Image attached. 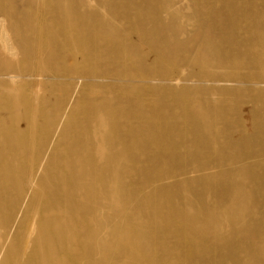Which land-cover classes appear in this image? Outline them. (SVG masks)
<instances>
[{
  "label": "bare ground",
  "instance_id": "bare-ground-1",
  "mask_svg": "<svg viewBox=\"0 0 264 264\" xmlns=\"http://www.w3.org/2000/svg\"><path fill=\"white\" fill-rule=\"evenodd\" d=\"M216 3L0 0V264H264V0Z\"/></svg>",
  "mask_w": 264,
  "mask_h": 264
},
{
  "label": "rangeland",
  "instance_id": "rangeland-1",
  "mask_svg": "<svg viewBox=\"0 0 264 264\" xmlns=\"http://www.w3.org/2000/svg\"><path fill=\"white\" fill-rule=\"evenodd\" d=\"M217 7H221L222 6V4L221 3H218V0H217ZM225 5H226V3H225ZM192 10H187L186 12L187 13H190ZM210 12H211V10H210ZM216 14L217 15H222V18H223V20L225 21V9H222V10H220V11H218V12H216ZM193 77V76H192ZM194 79H198V76L197 77H194ZM162 85H164V84H162ZM204 87H211V85H203ZM195 87H199V86H195ZM216 87H218V88H222V86H216ZM46 93V92H45ZM213 98H217V95H213ZM241 97H239V99H238V103H236V102H234L235 100H236V98H235V100H230V99H228V101L227 102H225V104L223 105V106H218V107H216L215 109L216 110H225L226 108H231V106H238L239 108H240V111H241V114H242V118L245 120V123H246V125L248 126V127H250V125L252 124V115H254L253 113H252V110H253V108H254V105L253 104H251L250 102H248V100H246V99H244V98H242V99H240ZM254 144H256V141H254L253 142ZM229 156H231V155H229ZM229 156H227V158L229 157ZM262 157L264 158V156L262 155ZM262 157H260V156H257L256 157V155L254 154L253 155V158H257V160L258 161H260V160H262ZM227 158H225V161H227L226 159ZM241 158V157H240ZM209 159L210 160H213V161H218V160H222V159H220L216 154H210V156H209ZM241 159H243V158H241ZM254 160V159H253ZM240 164L239 163H237L236 164V166H239Z\"/></svg>",
  "mask_w": 264,
  "mask_h": 264
}]
</instances>
